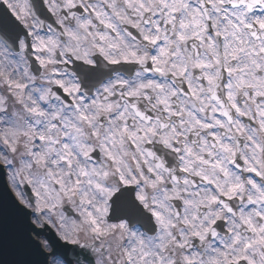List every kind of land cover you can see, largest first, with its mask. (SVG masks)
Here are the masks:
<instances>
[{"label":"snow or ice","instance_id":"snow-or-ice-1","mask_svg":"<svg viewBox=\"0 0 264 264\" xmlns=\"http://www.w3.org/2000/svg\"><path fill=\"white\" fill-rule=\"evenodd\" d=\"M0 174L41 264H264V0H0Z\"/></svg>","mask_w":264,"mask_h":264},{"label":"water","instance_id":"water-1","mask_svg":"<svg viewBox=\"0 0 264 264\" xmlns=\"http://www.w3.org/2000/svg\"><path fill=\"white\" fill-rule=\"evenodd\" d=\"M29 233L27 217L18 211L0 174V264H41Z\"/></svg>","mask_w":264,"mask_h":264}]
</instances>
